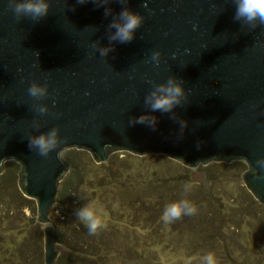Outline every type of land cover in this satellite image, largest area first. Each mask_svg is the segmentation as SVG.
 Segmentation results:
<instances>
[{
    "label": "water",
    "instance_id": "water-1",
    "mask_svg": "<svg viewBox=\"0 0 264 264\" xmlns=\"http://www.w3.org/2000/svg\"><path fill=\"white\" fill-rule=\"evenodd\" d=\"M49 3L33 20L17 19L0 0V174L7 161L20 166L19 191L36 204L29 223L48 225L43 264L56 263L62 244L49 213L68 172L65 150L86 151L98 164L119 151L162 155L196 184L205 178L199 165L244 161L242 183L264 206V169L256 164L264 157V25L234 19L233 0ZM124 7L144 22L132 41H110L109 25ZM102 48L110 50L101 56ZM154 50L162 53L158 67L149 60ZM169 77L183 82L181 105L150 112L145 97ZM31 83H47L49 96H29ZM37 104L49 111L39 114ZM145 114L156 117L154 129L131 123ZM53 127L62 141L56 150L43 157L28 148L30 136Z\"/></svg>",
    "mask_w": 264,
    "mask_h": 264
},
{
    "label": "rangeland",
    "instance_id": "rangeland-1",
    "mask_svg": "<svg viewBox=\"0 0 264 264\" xmlns=\"http://www.w3.org/2000/svg\"><path fill=\"white\" fill-rule=\"evenodd\" d=\"M60 158L68 172L49 213L62 243L55 264H200L209 252L217 264H264V206L242 183L244 161L199 165L205 178L196 184L162 155L119 151L98 164L70 149ZM19 171L7 161L0 174V264H43L42 227L29 223L36 204L20 193ZM181 199L195 213L165 223V206ZM89 201L102 210L103 226L92 234L75 215Z\"/></svg>",
    "mask_w": 264,
    "mask_h": 264
},
{
    "label": "clouds",
    "instance_id": "clouds-1",
    "mask_svg": "<svg viewBox=\"0 0 264 264\" xmlns=\"http://www.w3.org/2000/svg\"><path fill=\"white\" fill-rule=\"evenodd\" d=\"M85 3L87 0H79ZM108 0H103L107 3ZM9 6L13 9L17 19L21 16L30 17L38 20L48 14L50 3L49 0H8ZM122 4H126L127 0H121ZM234 3V19L241 20L250 27H256L257 23L264 25V0H233ZM109 10H105V15ZM144 22V17L131 9L124 7L119 13V21H114L109 25L115 31L109 36L110 41H118L120 43H128L133 40L135 32ZM110 49H100V55L104 56ZM173 57L175 53L172 54ZM162 53L154 50L149 56L154 67H158L161 62ZM29 96L39 101L49 96L47 83H31L27 89ZM185 91L183 82L174 77H169L164 83L158 84L145 97V104L150 112L171 113L174 108L182 103ZM55 101L53 100V105ZM35 110L43 115L49 111L47 104H37ZM133 124H146L155 128L157 119L155 116L145 114L134 118ZM183 123L181 127H183ZM62 143L59 136V128L53 127L47 132L28 138V148L35 151L38 155L47 157L51 152L56 150ZM199 147V145H197ZM58 154V153H57ZM256 164L264 169V157L258 159ZM190 185L184 186V192H187ZM102 210L95 205V201H89L76 210L77 219L87 228L89 234L95 233L99 227H102L100 212ZM196 211L195 206L186 199H181L165 206L161 215V219L165 223H170L182 215L190 216ZM43 228H47V224H42ZM191 259V258H190ZM200 264H217L214 255L209 252L200 258Z\"/></svg>",
    "mask_w": 264,
    "mask_h": 264
},
{
    "label": "trees",
    "instance_id": "trees-1",
    "mask_svg": "<svg viewBox=\"0 0 264 264\" xmlns=\"http://www.w3.org/2000/svg\"><path fill=\"white\" fill-rule=\"evenodd\" d=\"M67 188L64 186L62 189H61V191H60V193H59V199L60 200H62L63 198H65V196H66V194H67V190H66ZM83 258V257H82ZM84 259V258H83ZM82 259V260H83Z\"/></svg>",
    "mask_w": 264,
    "mask_h": 264
}]
</instances>
